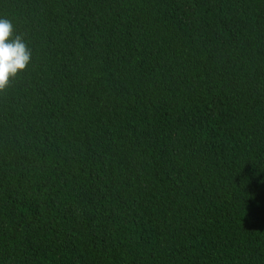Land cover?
I'll return each instance as SVG.
<instances>
[{"label":"trees","instance_id":"trees-1","mask_svg":"<svg viewBox=\"0 0 264 264\" xmlns=\"http://www.w3.org/2000/svg\"><path fill=\"white\" fill-rule=\"evenodd\" d=\"M33 51L0 93V264H264V0H0Z\"/></svg>","mask_w":264,"mask_h":264},{"label":"clouds","instance_id":"clouds-1","mask_svg":"<svg viewBox=\"0 0 264 264\" xmlns=\"http://www.w3.org/2000/svg\"><path fill=\"white\" fill-rule=\"evenodd\" d=\"M15 31L10 19L0 18V93L6 92L12 81L28 69L33 58L32 49Z\"/></svg>","mask_w":264,"mask_h":264}]
</instances>
